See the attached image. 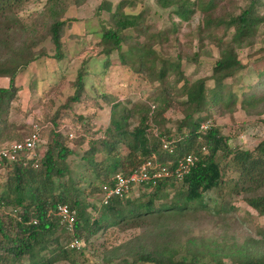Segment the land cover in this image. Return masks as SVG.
<instances>
[{
	"label": "trees",
	"instance_id": "16d2710c",
	"mask_svg": "<svg viewBox=\"0 0 264 264\" xmlns=\"http://www.w3.org/2000/svg\"><path fill=\"white\" fill-rule=\"evenodd\" d=\"M4 2L10 0H0V4ZM58 2L50 0L43 12L53 53L48 54L42 48L34 52L38 43V39L34 37L22 39L12 46L14 40L9 35L8 26L0 34V45L6 46L11 55L0 60V77L7 78L8 82L6 87L0 86V120L7 111L15 90V77L20 70L41 57H49L55 63L64 59V40L61 32L71 20L60 18L64 8ZM154 3L158 8L168 10L170 21L173 22V32L176 26L174 22L188 20L196 9L201 12V23L196 30L200 47L203 40L208 39L216 51L210 73L207 76L188 79L180 69L178 55L173 59L159 58L152 42V38L157 35L147 33L148 26L139 18V10L129 9L133 5L132 0H119L113 7L106 4L104 9L108 12V21L102 24L96 43L98 53L105 57L103 68L109 63L107 56L117 52L121 66H126L136 73L148 71V78L152 82L156 81L161 88L160 94L152 98L153 104L144 103L139 106L138 123L130 128L126 123L128 111L122 108L121 114L116 117L119 104L111 103L109 124L101 137L87 140L89 146L81 155V160L89 165L92 174L100 181L97 188L93 187L91 190L97 192L98 196L100 186L109 183L108 179L112 174H126L151 156L169 170L173 169L177 159L185 154L195 155V164L179 180L169 177L157 180L154 184H144L143 189H139V194L133 199L123 194L109 199L106 204L99 203L98 216L89 223L84 213L87 205L79 198L82 194L79 187L82 173L72 177L66 161L72 151L66 147L62 133L56 129L57 126L51 127L50 137L41 154L36 148V157L28 158L25 152L18 151L12 158L0 160V167H10L5 180L0 184V264H48L60 253L65 256L66 249L54 252V249L48 248L50 236L57 228L61 229L55 216L57 205L65 204L74 211L72 233L64 232L68 241L72 238L80 240L79 235L86 239L95 233L101 224L104 227L115 224V219L148 214L154 208V202L166 194L167 188L177 186L178 189L168 205L159 206L169 207L168 209L176 212L182 211L190 203L201 202L204 192L222 185L220 162L224 159H227L226 165L238 175L232 187L241 190L246 195L247 205L257 214L264 216V138L251 149L230 148L227 143L228 136L221 133L218 125L210 121L208 128L201 130L199 125L206 117L193 118L195 113L208 110L214 105L222 106L227 102L226 108H230L229 105L235 102L234 93H225L222 82L227 77H233L248 63L251 64L250 60L246 64L241 62L238 57L239 49L252 50L254 55H259L258 60L264 58V48H254L255 37L264 22V0H244L243 5L229 10H222L223 2L220 3V0H154ZM101 8L99 5L98 9ZM217 9L222 11L218 12ZM216 31L219 33L214 34ZM123 44L127 46L124 50ZM194 56L195 54L192 56L193 61ZM133 63L137 64L136 69H133ZM83 65L77 71L72 83L73 92L67 98V103L79 102L82 96H86L84 78L93 75L84 69ZM252 73L256 76V84L264 92V72L257 73L254 69ZM168 76L172 79L168 80ZM208 81L212 83L211 87L207 86ZM179 82L181 84L175 91L176 97L173 98L170 90L172 83L176 85L175 83ZM250 85L252 84L240 86L250 88ZM96 95L106 100L104 93L97 91ZM253 95V92L244 94L239 102L240 106L246 108V97L250 98L249 104L253 106L256 102L264 100V94L258 98ZM172 101L177 103L181 118L175 127L177 137L170 144L172 151L168 152L161 147L160 140L164 134L169 140V131L156 133L154 125L157 116L163 113ZM40 131L41 129L39 133ZM23 138L7 141L0 145V149L12 142H20ZM120 147L124 149L122 156L119 153ZM96 154L104 155L103 159L107 161L104 168L101 167L102 160L94 159ZM89 183L92 182L88 181ZM168 247L164 243L150 250L139 251L133 259L135 262L152 264H225L218 256H212L210 263L201 262L197 257L198 250H190L192 254L189 256L185 254L176 257V251ZM46 250L47 253H43ZM238 255L240 256L237 261L230 264H264V254L241 250Z\"/></svg>",
	"mask_w": 264,
	"mask_h": 264
},
{
	"label": "rangeland",
	"instance_id": "374dc122",
	"mask_svg": "<svg viewBox=\"0 0 264 264\" xmlns=\"http://www.w3.org/2000/svg\"><path fill=\"white\" fill-rule=\"evenodd\" d=\"M58 1L64 8L60 18L71 20L61 32L64 59L55 63L49 57H41L16 74L13 96L0 120V145L25 137L34 122L41 129L37 147L41 154L50 137L51 127L57 126L66 147L72 151L66 158L72 177L82 173L79 182L82 194L79 198L87 205L84 213L91 223L100 210L99 196L91 190L93 187L97 188L100 181L92 174L89 165L81 160V155L89 146L87 140L101 137L109 124L110 104L114 102L119 104L115 116L121 114V109L124 108L128 111L127 125L129 128L135 126L140 116L139 106L144 103L153 104L152 98L160 94L161 87L148 78V71L136 73L121 66L117 52L109 54L106 58L108 65L105 68L102 66L105 57L98 53L96 43L102 24L108 21V12L104 6L109 4L113 7L119 0ZM132 1L133 5L129 9L139 10V18L148 26L147 33L157 35L152 38V42L159 58L173 59L178 55L180 69L188 79L210 73L216 51L208 39L203 40L200 47L196 30L201 23L202 14L198 9L188 20L174 22L176 26L173 32V22L170 21L168 10L158 8L154 0ZM49 2L50 0H10L0 4V34L8 26L9 35L14 40L12 46L22 39L34 37L38 39L34 52L42 48L48 54L53 53L43 16ZM221 2L222 10H229L243 5L244 0H220ZM99 5L103 9H98ZM222 10L217 9L218 12ZM255 42V50L264 48V22L258 30ZM126 47L123 44L122 49ZM6 49V46L0 45V60L11 57ZM258 56L246 48L238 50L241 62L246 64L250 60L251 64L248 63L233 77H227L222 82L223 91L233 92L235 95V102L229 105L230 108H226V102L222 106L214 105L193 115V118L206 117V120L218 125L221 133L228 136L227 143L230 148L251 149L264 138V100L253 106L249 104L250 98L246 97V108L239 103L243 95L249 92H253L255 98L264 94L252 73L254 69L257 73L264 72V58L258 60ZM82 65L93 75L84 78L86 96H82L79 102L67 103V98L73 92L72 83ZM136 68L137 64L133 63V69ZM168 77V80L172 79L171 76ZM7 83V78L0 77L1 87H6ZM175 84L172 83L170 89L173 98L176 97L175 91L181 82ZM244 84H252L251 89L240 86ZM207 86L211 87L212 83L208 81ZM97 91L104 93L106 100L96 95ZM180 118L181 113L175 101L157 116L155 132L163 134L169 131L171 135L169 140L165 138L166 134L161 136L163 142L172 144L175 141V127ZM119 150L122 156L123 147ZM103 156H94V159L102 160V168L107 164ZM226 161L224 159L220 162L222 185L204 192L201 202L190 203L182 211L176 212L168 209L169 207L159 206L168 205L174 198L175 190L178 189L175 186L166 189V194L154 202V208L148 214L115 219V224L107 227L101 224L86 239L79 235L81 244L78 249H70L71 240L68 241L64 231L57 228L49 238L48 248L54 249V252L65 249L67 251L65 256L60 253L48 264H152L135 262L134 255L164 243L176 251V257L185 254L189 256L192 254L190 250H198L199 260L208 263L212 256H218L225 264L234 263L241 250L264 254V216L247 205L246 195L241 190L232 187L238 175L226 165ZM9 171V165L0 167V184ZM88 181L92 183L88 184ZM126 195L129 199L136 197L133 193ZM47 250L43 253H47Z\"/></svg>",
	"mask_w": 264,
	"mask_h": 264
},
{
	"label": "built area",
	"instance_id": "2783aa9c",
	"mask_svg": "<svg viewBox=\"0 0 264 264\" xmlns=\"http://www.w3.org/2000/svg\"><path fill=\"white\" fill-rule=\"evenodd\" d=\"M210 125L209 120L200 123L199 129L205 130ZM163 149L168 152L172 151L170 143L160 140ZM39 144V127L32 123L30 132L20 142H12L9 145L0 149V160L3 158H12L18 151L25 152V156L33 158L37 156L36 148ZM197 158L192 154L182 155L177 159L173 169L162 165L154 159V156L143 160L136 168L131 169L128 173L122 174L116 172L109 177V183L102 184L99 192V203L106 204L109 199L121 196L123 194L133 193L137 195L139 189H143V185L150 182L154 184L155 181L172 177L176 180L182 176L192 167ZM55 216L60 228L66 233H72L74 223V211L70 210L65 204L57 205ZM35 223V221H33ZM81 240L72 238L70 247L79 248Z\"/></svg>",
	"mask_w": 264,
	"mask_h": 264
}]
</instances>
